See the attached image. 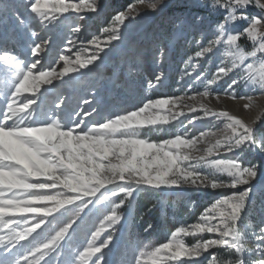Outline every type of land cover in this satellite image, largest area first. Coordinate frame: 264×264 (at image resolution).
<instances>
[{
  "label": "snow or ice",
  "instance_id": "obj_1",
  "mask_svg": "<svg viewBox=\"0 0 264 264\" xmlns=\"http://www.w3.org/2000/svg\"><path fill=\"white\" fill-rule=\"evenodd\" d=\"M163 4L136 0L117 11L102 29L103 40L99 35L86 40L85 22L88 13L103 11L102 0L0 4V16L14 18L26 31L31 57L9 48L7 34L0 38V264H107L105 250L140 186L227 191L203 208L198 222L181 224L158 246L144 245L132 264H264V224L251 233L254 246L248 244L245 226L253 181L262 166L243 159L246 151L264 150V136H257L264 107L244 119L198 100L213 95L219 100L224 94L246 101L243 109L251 110L253 96L239 95L237 89H258L264 95V0H214L209 5L224 16L207 46L195 41L198 50L187 57L180 82L197 73L201 59L225 39L230 50L211 78L207 70L199 72L183 96L147 98L134 109H107L100 104V89L85 79L123 43L131 23ZM252 8L258 14L250 13ZM238 22L246 26L233 34L228 26ZM62 25L64 36L57 32ZM243 37L256 41L254 50L241 48ZM51 44L63 48L54 60L42 62L41 54ZM73 49L74 60L63 54ZM165 53L159 49L161 59ZM61 61L59 71L51 66ZM164 76L160 71L148 86H159ZM222 84L223 93L213 88ZM81 89L73 103V94ZM180 104L187 111L177 110ZM210 119L218 122L212 125L216 131L194 132L198 123ZM172 122L183 131L169 138L154 139L143 131ZM188 236L195 238L191 245L185 242ZM220 249L226 253L223 259Z\"/></svg>",
  "mask_w": 264,
  "mask_h": 264
},
{
  "label": "rangeland",
  "instance_id": "obj_2",
  "mask_svg": "<svg viewBox=\"0 0 264 264\" xmlns=\"http://www.w3.org/2000/svg\"><path fill=\"white\" fill-rule=\"evenodd\" d=\"M4 2L5 0H0V4ZM17 2L23 4L25 0H17ZM102 2L104 9L99 15L93 13H88L87 15L85 21L88 26L86 40L91 39L92 35H99L100 39L103 40L102 29L111 23V17L117 11L126 10L129 4H135L136 0H102ZM212 3H214V0H164V4L159 10L155 12L149 11L148 15L138 18L131 23L127 29L126 38L123 43L116 44L108 55L103 58L102 62H97L98 66L93 69L89 77L85 78L100 89L99 100L101 106L107 109L117 110L134 109L137 106H142V103L146 102L147 98L155 99L164 95L183 96L187 91V83H190L191 79H194V76L199 74V72L207 70V76L211 78L221 59L226 57L230 50L226 39L225 43L216 46L213 53H209L207 57L201 59L197 73L193 74L191 78H186L185 82H180L187 57L193 55L198 50V45L195 41L200 40L201 45L207 46L208 41L214 39L218 31L215 26L218 21L222 20L224 13L209 7ZM139 7L141 11L145 10L143 5H139ZM18 11L22 16L25 14L22 7ZM249 12L258 14V10L254 8L249 9ZM72 15L73 17L75 16L74 13ZM197 16L203 17V19L197 21ZM126 23L128 22L126 21ZM245 26L246 22H238L236 24H230L228 27L235 34ZM57 32L61 36H64L66 34V26L62 25L57 29ZM5 34L9 37L8 47L28 57L29 38L26 31L15 25L14 18L5 20L0 16V38ZM238 43L245 51L254 50V46L256 45V41H252L247 37L241 38ZM69 47L71 46L69 45ZM62 48L63 45L58 49L56 44H51L45 50V53L41 54L44 56V61L42 62L54 60L58 57ZM161 48L166 49V53L162 59L159 55V49ZM75 51V49L71 52L64 51L63 54L71 55L74 60ZM138 52L139 57L137 55ZM259 55L258 53L257 56L259 57ZM28 58L31 59V57ZM209 61L211 62L209 63ZM247 62L253 61L249 59ZM51 66L56 67L57 71H59L63 66V62L54 63ZM160 71L165 73L162 83L157 87H149L147 81L154 79ZM127 80H132L135 83L136 91L127 88L129 86V82H126ZM223 87H226V84H222L220 88L213 86L216 91H220L221 93H223ZM197 89L203 91L201 83H198ZM82 92L83 89L73 94V103L76 102V99ZM237 92L239 95H252L256 102L251 110H245L242 105L246 101L237 99V101H241V106L238 108L239 115L244 119L254 117L260 111L261 107H264V95L260 94L258 89L253 92L251 88L245 89L241 86L237 89ZM188 95L190 96L192 93L188 92ZM220 97H225V99L217 101L215 95H213L208 98L198 97V100L203 99L207 104L223 107L229 112L234 109L232 104L236 100L234 101L224 94H221ZM211 102H216L217 104L215 103L214 105ZM191 103H196V101H191ZM180 108L187 111L183 104H180L177 110ZM213 124L215 123L210 121L203 122V124L198 123L194 128V132L198 134L201 130L216 131V128L212 127ZM263 130L264 123H258V137L264 136ZM143 131L154 139H164L169 138L177 132H182L183 129L176 122H172L171 125H165L163 128H145ZM203 146L201 145V147ZM243 159L245 162L260 161L262 166L260 175L253 181L254 188L249 205L250 214L245 222L248 232V244L254 246V239L251 233L252 231L258 230L264 224V150L257 148L255 151H246L243 154ZM142 187L144 186H140L137 189L133 199L123 209L124 218L118 226L115 240L110 248L105 250L107 264H132L134 258L138 255V251L143 249L144 245H148L149 249L152 246L159 245V243L156 245L152 242L149 233H147V230H150L152 227L150 229L147 227V230L138 233V225L136 222L137 220L144 219L143 217L146 215L150 216V212L155 210L154 207H150L145 214L135 212L136 219L129 220V212L133 207V201L135 200L136 203L141 194L145 192L141 189ZM147 190V196H153V202L155 201L161 207L163 203H166L169 207L171 212L170 218L174 223L172 231L181 224L189 225L198 222L203 208L209 205L221 191H227L187 187L147 188ZM163 193L170 195L168 203L167 199L162 197ZM199 207H201V212L199 215H194L195 209ZM129 221L131 233H128L129 229L126 232V229L124 231L123 228L124 224H128ZM149 225H153L152 221L149 222ZM125 232V238L126 240L128 239L126 241V253H120V247L125 242L123 241V234ZM170 233L161 242H166L170 238ZM205 235L207 236V234ZM185 242L191 245L195 242V238L192 236L185 237ZM130 250H132V254H130ZM218 255L223 259L226 253L223 249H220ZM201 259L204 258L202 257ZM199 264H202V262H199Z\"/></svg>",
  "mask_w": 264,
  "mask_h": 264
},
{
  "label": "trees",
  "instance_id": "obj_3",
  "mask_svg": "<svg viewBox=\"0 0 264 264\" xmlns=\"http://www.w3.org/2000/svg\"><path fill=\"white\" fill-rule=\"evenodd\" d=\"M126 82H129V86H127V88H131L133 89L132 91H136V87L134 86V82L132 80H127ZM264 131V130H263ZM141 189H143V191H145L144 193L141 194V196L138 198V201L135 203V200L133 201V207L130 210V218L129 220H135V212L136 213H140V214H145L150 207H154L155 210H153L152 212H150V216L146 215L145 217H143L144 219H140L137 220V225H138V233H141L143 230H146L149 222L152 221V228L150 230H147L149 233V237L151 239L152 242H154L156 245L158 243H160L161 241L165 240L166 237L168 236V234L173 230L174 228V223L173 220L170 218L171 212L169 210V207L166 205V203H163L162 207L161 205H158L155 201L153 202L152 197L148 195L147 196V188L142 187ZM156 193H158L156 191ZM162 197H165V199H167V203L169 202V197L170 195H168L167 193H163ZM201 212V207L195 209L194 211V215H199V213ZM150 217V218H147ZM132 226V225H131ZM130 228V221L127 224V228H126V232L128 231V229ZM132 228V227H131ZM126 232L124 234L123 237V241L124 244L121 245L120 247V253H126V246L127 243L126 241ZM128 233H131V229H129ZM131 247V245H130ZM129 252H131L130 254H132V250H130Z\"/></svg>",
  "mask_w": 264,
  "mask_h": 264
},
{
  "label": "bare ground",
  "instance_id": "obj_4",
  "mask_svg": "<svg viewBox=\"0 0 264 264\" xmlns=\"http://www.w3.org/2000/svg\"><path fill=\"white\" fill-rule=\"evenodd\" d=\"M225 99V97H220V99L219 100H217V101H221V100H224ZM206 103V102H205ZM212 104H214L215 105V103L214 102H211ZM232 103V102H231ZM217 104V103H216ZM226 104V103H225ZM209 105V104H208ZM232 106H233V108L234 109H232L230 112L231 113H233V114H235V115H238V116H240L241 118H243L241 115H239L240 113L238 112V108L241 106V101H235L233 104H232ZM209 107H211V108H213L214 110H217V111H219V110H225L223 107H216V105L215 106H213V105H209ZM239 111H240V109H239ZM208 121H210V122H212V123H215V124H217L218 122L217 121H215L214 119H210V120H206V121H204V122H208Z\"/></svg>",
  "mask_w": 264,
  "mask_h": 264
}]
</instances>
